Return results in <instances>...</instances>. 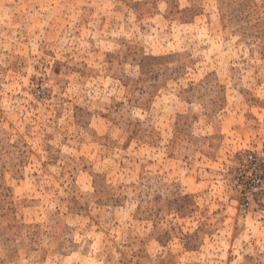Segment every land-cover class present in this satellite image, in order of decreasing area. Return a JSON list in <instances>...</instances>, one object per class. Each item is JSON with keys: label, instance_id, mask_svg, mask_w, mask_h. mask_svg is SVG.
<instances>
[{"label": "rangeland", "instance_id": "rangeland-1", "mask_svg": "<svg viewBox=\"0 0 264 264\" xmlns=\"http://www.w3.org/2000/svg\"><path fill=\"white\" fill-rule=\"evenodd\" d=\"M0 264H264V0H0Z\"/></svg>", "mask_w": 264, "mask_h": 264}, {"label": "built area", "instance_id": "built-area-1", "mask_svg": "<svg viewBox=\"0 0 264 264\" xmlns=\"http://www.w3.org/2000/svg\"><path fill=\"white\" fill-rule=\"evenodd\" d=\"M263 183L259 163L249 154L241 162L238 172L233 180V187L244 197L257 191Z\"/></svg>", "mask_w": 264, "mask_h": 264}]
</instances>
